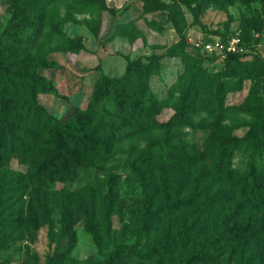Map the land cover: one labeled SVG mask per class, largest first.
I'll return each instance as SVG.
<instances>
[{
	"label": "rangeland",
	"instance_id": "obj_1",
	"mask_svg": "<svg viewBox=\"0 0 264 264\" xmlns=\"http://www.w3.org/2000/svg\"><path fill=\"white\" fill-rule=\"evenodd\" d=\"M11 1L0 0V37L4 41L33 39L34 30L41 26L39 39H49L52 46L64 41L80 45L76 53L55 50L46 54L48 64L56 65V69L46 71L45 76L52 81L57 94H41L38 102L57 119L65 121L74 110L86 109L94 90L102 88L104 78L122 79L133 68L130 63L151 55H166L157 62L158 71L148 77V85L161 104L155 117L160 123L172 122L187 101V86L194 69L205 77L200 83L202 90L194 100L197 113L193 120L201 125V130L187 135L190 143L208 145L215 136L230 134L242 139L250 133L252 120L264 112V0H191L193 12L206 28L205 32L183 0H104L105 8L98 0H47V4L46 0ZM26 2L31 6L25 8ZM180 37L191 55L185 60L167 56L178 46ZM221 37L238 40L242 49L239 54L244 55L240 64H228L225 54L202 48L206 41ZM31 55L34 57L35 50ZM199 56L204 58L203 62L197 59ZM213 57L216 59L206 60ZM234 66L239 71L237 85L231 91L221 92L222 105L229 111L222 120V131H214L210 129L214 116L207 106L214 87L225 80L223 77ZM144 147L143 143L139 144V150ZM250 151L252 148L248 146L235 155V170L245 169ZM10 165L25 171L15 161ZM180 170L158 169L154 180H142L147 169L144 163H139L136 172L123 169L111 179L93 170H81L72 184L55 183L53 190L65 188L72 192L100 185L103 194L110 195L113 207L110 229L101 231V245L84 227L80 206L66 230L61 229L60 215L52 209L51 224L28 231L23 228L22 233L17 231L8 236L0 230V264H89L104 261L107 253L119 247L123 251L112 264H171L172 261L178 264L191 246L199 247L212 239L218 245L224 243L223 250H229L225 237L237 233L240 227L235 228L224 220L229 210L225 203L211 213L205 207V199L189 211L163 215L147 228L145 235L138 237L142 208L147 204L155 207L158 203L156 200L147 203V193H155L162 201L167 190L178 191L185 177ZM196 174L189 179L193 180ZM209 179L204 189L213 184L214 190L221 183L213 176ZM222 182L227 185L228 180L223 178ZM255 220L262 226L264 212ZM176 234H182L180 237L188 244L184 251L182 247L172 256L159 254V249ZM237 260L226 254L206 264H236Z\"/></svg>",
	"mask_w": 264,
	"mask_h": 264
},
{
	"label": "trees",
	"instance_id": "obj_2",
	"mask_svg": "<svg viewBox=\"0 0 264 264\" xmlns=\"http://www.w3.org/2000/svg\"><path fill=\"white\" fill-rule=\"evenodd\" d=\"M98 1L105 8L104 0ZM191 2L183 0L194 14L196 24L205 32ZM28 6L30 2H26L25 8ZM41 32L40 26L34 30L33 39L7 42L0 37V230L5 236L17 231L22 233L23 228L28 231L51 224L52 209L60 215L61 229L66 230L80 206L84 227L101 245V231L110 229L113 210L110 195L103 194L100 185L77 192L65 188L57 191L52 186L72 184L81 170H93L111 179L123 169L136 172L139 163H144L147 172L142 180H154L156 170L170 167L183 170L185 177H181L183 187L175 193L167 190L162 201L155 193H147V203L155 200L158 203L155 207L147 204L142 208L138 237L145 235L147 228L167 213L189 211L204 199L205 207L212 213L225 203L229 210L224 220L233 223L235 228L240 227V231L225 237L230 249L223 250L224 243L218 245L212 239L199 247L191 246L178 264H206L226 254L231 259L236 257V264H264V224L261 226L255 220L264 212V112L252 120L250 133L242 139L230 134L215 136L208 145L190 143L187 135L201 130V125L193 120L197 113L194 100L202 90L200 83L205 77L194 69L187 86V101L172 122L160 123L155 117L161 104L148 85V77L158 71L157 62L166 55H151L130 63L133 68L122 79L104 78L102 88L94 90L86 109H76L62 121L38 102L41 94H57L52 81L45 76L46 71L56 69V65L48 64L46 54L55 50L76 53L80 45L64 41L52 46L49 39H39ZM185 49L184 39L180 37L178 46L167 56L185 60L191 56ZM32 50H35L34 57ZM243 56L227 53L225 59L228 64H240ZM197 59L204 61L200 56ZM215 59L206 58L207 61ZM236 67L229 69L223 77L225 80L219 81L212 90L207 106L214 116L211 130L222 131V120L229 109L222 105L221 92L231 91L237 85ZM140 143L145 146L141 150ZM248 146L252 151L246 157L245 169L237 171L233 168L234 157ZM11 161L24 166L25 171L13 169ZM194 172L198 174L190 180ZM211 176L221 183L214 190L213 184L204 189L213 179H209ZM223 178L228 180L227 185L222 182ZM180 236L176 234L166 241L159 254L172 256L182 247L184 251L188 244ZM122 251V247L116 248L105 255L104 261L89 264H112Z\"/></svg>",
	"mask_w": 264,
	"mask_h": 264
},
{
	"label": "built area",
	"instance_id": "obj_3",
	"mask_svg": "<svg viewBox=\"0 0 264 264\" xmlns=\"http://www.w3.org/2000/svg\"><path fill=\"white\" fill-rule=\"evenodd\" d=\"M202 48L205 51L212 52L214 50L219 53L227 54V53H240L242 49L238 47V40L235 38L227 39L226 41H221L219 39L211 42H206L203 44Z\"/></svg>",
	"mask_w": 264,
	"mask_h": 264
}]
</instances>
